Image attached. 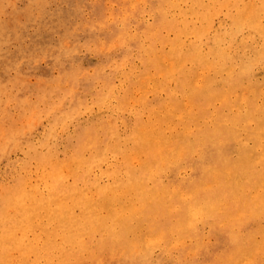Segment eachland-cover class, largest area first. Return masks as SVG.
I'll list each match as a JSON object with an SVG mask.
<instances>
[{
	"label": "bare ground",
	"instance_id": "1",
	"mask_svg": "<svg viewBox=\"0 0 264 264\" xmlns=\"http://www.w3.org/2000/svg\"><path fill=\"white\" fill-rule=\"evenodd\" d=\"M100 1L96 111L4 199L0 264H264V0Z\"/></svg>",
	"mask_w": 264,
	"mask_h": 264
},
{
	"label": "rangeland",
	"instance_id": "2",
	"mask_svg": "<svg viewBox=\"0 0 264 264\" xmlns=\"http://www.w3.org/2000/svg\"><path fill=\"white\" fill-rule=\"evenodd\" d=\"M100 2L109 8L108 0ZM133 4L148 8L142 0ZM90 15L84 0H0V207L23 177L34 176L36 155L62 158L78 131L91 124L96 107L89 111L80 101L73 110L74 97L66 91L71 86L84 98L85 77L93 82L99 64V71H109L104 62L112 43L84 33ZM144 83L139 78L131 84L130 111ZM61 105L66 114H59Z\"/></svg>",
	"mask_w": 264,
	"mask_h": 264
}]
</instances>
